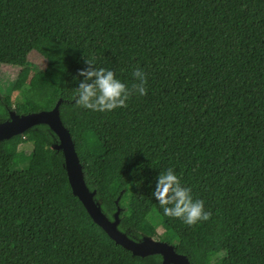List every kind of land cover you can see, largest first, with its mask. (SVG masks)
<instances>
[{"label":"trees","instance_id":"obj_1","mask_svg":"<svg viewBox=\"0 0 264 264\" xmlns=\"http://www.w3.org/2000/svg\"><path fill=\"white\" fill-rule=\"evenodd\" d=\"M34 53L51 72L30 70ZM85 60L129 87L141 68L147 94L112 112L78 106ZM60 100L87 186L110 220L121 209L120 231L191 264H264V0H0V122ZM57 143L47 125L0 141V264H162L94 222ZM169 167L208 221L162 214L151 193Z\"/></svg>","mask_w":264,"mask_h":264},{"label":"clouds","instance_id":"obj_2","mask_svg":"<svg viewBox=\"0 0 264 264\" xmlns=\"http://www.w3.org/2000/svg\"><path fill=\"white\" fill-rule=\"evenodd\" d=\"M85 63L87 68L80 69L74 77L78 81L75 89L78 106L92 112H112L125 108L132 95L147 94V76L141 68L132 72L135 82L129 87L112 69L97 67L93 60ZM151 196L164 216L180 219L189 226L211 218L204 201L194 198L192 188L182 183L172 167L159 171Z\"/></svg>","mask_w":264,"mask_h":264},{"label":"water","instance_id":"obj_3","mask_svg":"<svg viewBox=\"0 0 264 264\" xmlns=\"http://www.w3.org/2000/svg\"><path fill=\"white\" fill-rule=\"evenodd\" d=\"M61 100L49 111H40L27 115H19L16 111L10 112V119L0 122V141L11 139L40 125H47L57 135L58 143L54 149L61 152L64 166L74 194L82 201L88 213L118 245L133 253L135 256L148 257L162 256V264H191L186 255L180 254L176 248L164 241L143 237L134 240L126 233L120 231V211L116 212L114 219L110 220L102 211L101 205L96 201L97 191H91L85 181L83 164L80 161L75 143L70 131L65 127L60 113Z\"/></svg>","mask_w":264,"mask_h":264},{"label":"rangeland","instance_id":"obj_4","mask_svg":"<svg viewBox=\"0 0 264 264\" xmlns=\"http://www.w3.org/2000/svg\"><path fill=\"white\" fill-rule=\"evenodd\" d=\"M29 68L33 72L44 71L45 73L48 74L49 72H51L53 65L46 64L37 53H34L31 57V65ZM9 72H14V70H12L11 68H5V70L3 71V75L7 76ZM5 89L11 90L9 86H5ZM161 233H162V230H159V234ZM147 237H151V236H147ZM151 238H153L154 240H159L158 238H154V237H151Z\"/></svg>","mask_w":264,"mask_h":264}]
</instances>
